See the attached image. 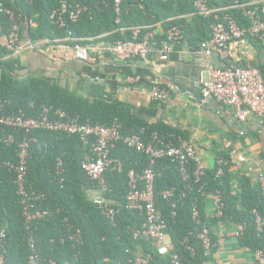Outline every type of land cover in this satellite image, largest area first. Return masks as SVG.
Masks as SVG:
<instances>
[{
	"label": "trees",
	"instance_id": "trees-1",
	"mask_svg": "<svg viewBox=\"0 0 264 264\" xmlns=\"http://www.w3.org/2000/svg\"><path fill=\"white\" fill-rule=\"evenodd\" d=\"M6 8L21 15V39L37 42L53 40L55 44L64 43L76 46L89 41H106L116 44L118 41L134 39V28L141 26L137 40L144 39L145 34L154 32L157 24L162 25V32L155 33L157 42L167 39V31L178 26L181 32L190 34L204 41L210 37L212 25L222 21L227 15L248 27L250 21L245 16V8H255L259 16L261 5H250L252 0H208L211 7L218 11L209 17L195 13L194 0H124L122 3L121 22H117V14L113 0H106L109 5H103V0H70L73 4L88 6L77 21L68 20L64 27L53 23L51 14L57 9L60 0H1ZM33 20L36 25L30 24ZM5 33L12 22L7 15L1 16ZM250 37L249 35H246ZM251 38V37H250ZM128 61V60H127ZM92 67L85 64L84 69ZM264 75V68H260ZM0 101L5 102L3 113H18L22 111L27 117H36L42 105L63 109L71 116H76L81 122L93 124H111L115 120L122 123L124 136L141 133L148 140L153 132L166 138L177 140L179 136L188 138L181 130L164 123L148 124L134 116L129 108L119 100L90 98L77 94L60 84L52 77L32 74L26 71L18 54L10 53L0 45ZM13 133L17 138L15 143L7 146L0 139V230L7 229V264H27L28 253L31 252L22 207L18 202L14 174L5 167L4 162L11 160L18 163V141L24 136L14 128L0 123V138L6 133ZM35 138L30 145L28 183L38 192L46 194V199L40 203V208H49L52 216L48 221L41 222L33 228L37 238V249L47 264L55 260L58 264H66L76 259L78 264H133L138 256L150 257L151 264H171V253H177L183 264H207L210 255L205 254L200 234L205 223L211 225L212 239L219 245L220 236L214 230L221 221L246 223V228L240 238L244 247L253 251L264 249L263 232L257 230V215L264 218V197L261 189L253 186L249 178L241 179L239 192V174L235 172V163L231 156L223 158L226 161L222 176H217L218 165L207 170L200 185L188 182L169 158L158 160L155 168V206L166 222L165 232L173 243L171 252L162 255L156 244L144 235L136 236L143 229L146 214L142 211H132L126 208V195L129 191V176L131 170L143 172L149 167L150 158L136 149L130 148L123 140L115 142L111 148L114 165L105 172L107 183L111 189L108 196L117 201V213L114 219L103 214L94 203L92 193L98 186L84 168V162L91 154V146L83 142L81 137L62 131L35 130L31 133ZM62 160L59 173V162ZM121 166L120 168H118ZM196 162L190 163L193 173ZM61 178L64 181L61 182ZM203 184V190L200 187ZM144 182L139 186L144 187ZM176 188L178 194L186 192L187 196L177 203L176 209L172 201L164 198L162 192ZM220 192L224 202V215L217 212L211 221L207 213V203L213 200V195ZM197 206L199 218L193 217V208ZM176 211V214L173 213ZM67 218L74 228L82 231L83 245L74 249L72 241L67 237ZM214 227V228H213Z\"/></svg>",
	"mask_w": 264,
	"mask_h": 264
},
{
	"label": "built area",
	"instance_id": "built-area-1",
	"mask_svg": "<svg viewBox=\"0 0 264 264\" xmlns=\"http://www.w3.org/2000/svg\"><path fill=\"white\" fill-rule=\"evenodd\" d=\"M32 2L33 0H27ZM124 0H113V7L117 14V22H121L122 3ZM61 5L53 10L51 19L53 23L64 27L68 20L77 21L84 11H89L88 6L80 3L73 4L70 0H60ZM238 3V0H235ZM103 5L108 6L109 3L103 0ZM250 5H261V16L257 9L245 8L244 14L249 18L248 27L241 26L237 20L231 15H227L224 20L216 22L212 25L210 37L202 42L205 49V55L210 56L213 48L225 49L232 42L239 40L246 35L257 40L264 47V0H252ZM195 13L203 17H209L218 11L217 8L211 7L208 0H194ZM7 15L12 22L8 32L5 33L4 23L1 16ZM30 24L36 25L31 20ZM21 15L15 11L6 8L0 0V45L12 54H18L23 51L21 39ZM141 26L134 28V39L127 41H118L114 44L113 49L118 59L127 61L137 56H144L147 52L148 42H157L155 34L148 31L144 39L139 41L137 37L140 34ZM184 34L178 26H173L167 31V39L163 40L162 48L164 54L162 59H167L168 53L172 49V43L179 42L183 39ZM6 38V42H3ZM54 43L53 40L44 39L38 42L30 41L28 46L33 48L34 44ZM79 59L85 63L86 53L81 43L75 46ZM210 78L203 83L201 88L204 98H215L216 100L231 106L235 115L245 121L250 113L264 116V75L260 67H244L229 66L218 68L213 64L208 65ZM88 76V72H84ZM141 79L139 75L129 76L128 82H137ZM152 97L158 101H167L170 97V91L155 85L151 90ZM5 102L0 101V123L14 128L19 132H23L24 136L18 141V163L11 160L4 162L3 165L14 174V183L16 184L18 202L22 207V215L25 228L28 230L27 240L31 252L27 256V264H44L45 260L37 249V238L33 228H37L41 222L48 221L52 216L49 208H40V203L46 199V194L36 191L32 185L28 183V169L30 157V145L35 140L31 133L35 130H51L62 131L70 134H76L81 137L83 142L91 146V154L84 162V168L89 177L97 182L95 192L92 193L94 203L100 208L105 216L114 219L117 213V201L113 196H108L111 189L107 183L105 172L114 165L111 157V148L113 144L119 140H123L130 148L145 153L150 158V165L143 172L131 170L129 176V191L126 195V208L132 211H142L146 214V222L143 229L138 230L136 236L144 235L147 239L153 241L157 250L162 255L171 252L173 243L170 241L166 229V222L163 220L161 213L155 206V178L156 166L158 160L169 158L175 162L183 177L188 182L186 187L189 189L194 183L200 185L204 175L207 172L206 167L200 163L195 144L183 136H179L175 141L172 138H166L157 132H153L148 140H145L141 133H133L124 136L122 134V123L115 120L111 124H93L90 122H81L78 117L71 116L63 109H53L51 106L42 105L41 111L36 117H27L22 111L18 113H3ZM1 141L7 146L15 143L16 137L13 133H6L1 136ZM249 160L247 154L238 155L235 160V166L241 167L244 162ZM196 162V169L192 173L190 163ZM63 162H59V173L62 174L64 168H61ZM226 161L223 158L218 159L217 176L225 173ZM119 166L118 168H120ZM258 185L264 197V170L260 171L257 177ZM64 178H61V182ZM144 182V187L139 186ZM203 190V184L200 187ZM164 198L172 201V207L176 209L177 203L184 199L186 192L178 194L176 188L168 189L162 192ZM217 214L222 217L224 215V202L221 193L218 191L213 195ZM176 214V211L173 210ZM257 215V230L263 232L264 218L254 210ZM193 217L199 218L200 212L197 206L193 208ZM67 227V237L72 241L74 249H79L83 245L82 231L74 228L67 218L64 219ZM246 223H237L233 232L235 237L243 235ZM211 225L205 223L200 234L202 246L206 255L212 253L213 248L218 246L217 242L212 239ZM222 232V229H221ZM7 229L0 230V264H7L5 260V252L7 251ZM169 239V241H167ZM79 252L75 253L74 261L66 262V264H78ZM255 259L259 264H264V249L258 248L254 252ZM150 257L138 256L133 264H151ZM47 264H58L55 260L48 261ZM171 264H183L177 253H171Z\"/></svg>",
	"mask_w": 264,
	"mask_h": 264
},
{
	"label": "crops",
	"instance_id": "crops-1",
	"mask_svg": "<svg viewBox=\"0 0 264 264\" xmlns=\"http://www.w3.org/2000/svg\"><path fill=\"white\" fill-rule=\"evenodd\" d=\"M154 32H162L160 23ZM29 42L23 39V51L18 53L26 71L55 78L81 96L119 100L148 124L164 123L181 130L195 144L198 159L207 170L213 169L224 156H231L235 162L238 155L247 154L249 160L239 168L235 166L239 192L244 177L259 188L257 177L264 170V116L250 113L241 121L231 106L215 98H204L201 91L210 78L209 64L218 68L263 69L264 47L257 40L245 36L225 49L213 48L212 54L206 56L203 41L185 34L181 41L172 43L167 59L161 58L163 41H150L144 56L128 61L117 58L113 43L89 41L82 44L85 63L79 59L75 46L36 43L30 48ZM85 64L92 67L89 72L84 69ZM131 75L141 79L128 82ZM155 85L169 90L171 97L167 101L155 100L151 94ZM206 207L212 221L216 216L214 200ZM235 229L236 224L227 221L214 228L219 232L220 243L207 264H259L254 256L256 250L242 246L240 238L233 235Z\"/></svg>",
	"mask_w": 264,
	"mask_h": 264
},
{
	"label": "rangeland",
	"instance_id": "rangeland-1",
	"mask_svg": "<svg viewBox=\"0 0 264 264\" xmlns=\"http://www.w3.org/2000/svg\"><path fill=\"white\" fill-rule=\"evenodd\" d=\"M167 241H169V239H167ZM104 264H113V263H111V262H105Z\"/></svg>",
	"mask_w": 264,
	"mask_h": 264
}]
</instances>
